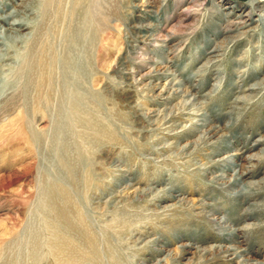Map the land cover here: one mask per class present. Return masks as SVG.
<instances>
[{"label":"rangeland","instance_id":"obj_1","mask_svg":"<svg viewBox=\"0 0 264 264\" xmlns=\"http://www.w3.org/2000/svg\"><path fill=\"white\" fill-rule=\"evenodd\" d=\"M253 1L258 19L264 0H0L40 13L3 63L26 107L0 119V264H264V189L233 183L264 185V91H244L264 25L234 26Z\"/></svg>","mask_w":264,"mask_h":264},{"label":"bare ground","instance_id":"obj_2","mask_svg":"<svg viewBox=\"0 0 264 264\" xmlns=\"http://www.w3.org/2000/svg\"><path fill=\"white\" fill-rule=\"evenodd\" d=\"M44 1L45 0H30V2H34L35 4L36 3L37 4H43ZM256 9H258V5L256 6L254 1L250 5L239 7L240 14L237 16V20L235 21L234 26H242L243 28H245L247 26H250L251 23H259L261 25H264V15H259L258 19H254L252 14ZM261 9L264 10V8H261ZM38 11L39 10L32 9V7L31 8L26 7L22 10L16 9L13 13H9L8 15L0 16V21H2V23L10 20L11 18L19 17L20 15L22 16V17L20 16L21 18L19 20H15V21L11 22L10 27L5 29V31H3V33L0 34V39H1L0 45L2 47L0 49V119L2 116L4 117V115H6V117L8 118L10 116V114L12 115L14 113V111L15 112L17 111L15 109H22V108L26 107L23 105V102L25 100L24 97H23V99H21V96L17 97L15 95V97H14L13 95L12 96L9 95V91L14 89V88H17V86H19V85L17 84V82L11 81L8 79V76L6 75V73H7L6 71H8V70H5V67H9V66L8 65L3 66V63H5L7 61L16 62V64L18 63L17 61H15L16 60V57H14L15 55L13 57L11 56V54H14V50L10 47V43H13V44L14 43H20V42L23 43L25 40H31V38H34V36H32L29 39V36H31L37 29L38 23H37L35 18L40 17V13ZM243 16H246V18L242 19ZM240 40H242V38L241 39L240 38L235 39L234 41L236 42V41H240ZM234 41L231 40L230 42L235 43ZM215 52H218V50L215 49L213 53H215ZM18 64H20V61ZM47 74L51 77L55 73L54 72L53 73L47 72ZM9 75H10V72H9ZM174 81H176L175 86L176 87L178 86L177 89H175V90H177V93L183 94V91L181 90V87H182L181 82L177 81L176 79H173L171 81V83H173ZM13 91H15V90H13ZM244 91H251V93H254L256 95L262 94L261 92L264 91V81L262 83L254 84ZM174 94H176V93H174ZM189 103L188 104L186 103V106H188L187 109H191L192 107H194V103H192V104L191 103L189 104ZM191 111L192 110H190V112ZM25 112H26L25 110H19V113L17 114L18 116H17V119H16L14 126L17 128V130H19L18 134L24 135L27 137V139H29L30 136H29L28 128H30V127L27 123V115ZM190 112H187V113L191 114ZM197 113H195L193 111V114H192V115L196 116V119H197V121L193 122V123L198 124V125H196V128H198V127H201V128L209 127L208 120H206L205 116H197ZM1 121H0V126H3L2 128H6V126L4 127L3 122H1ZM199 123H201V124H199ZM194 126L195 125H193L192 128ZM174 127H176V125H174ZM174 129L175 128H172L171 131ZM185 129H187V128H185ZM219 132H220L219 127L210 126V128L205 133H203L202 138L204 140V145H206V147L209 146L210 144L208 141H210L213 136L218 135ZM184 133H185V131L184 132L181 131L178 133H174L172 135L176 136V138H181L184 136L183 135ZM15 140H16V138H15ZM216 142L218 143V141H216ZM28 143H30L31 146L34 147L37 144V141L35 139L31 138L30 142H28ZM258 143H264V140H259ZM221 148H222L221 143H218V145L215 144L212 148L213 150H212L210 155L211 156H218V154L221 153L220 152ZM239 156H240V154L229 156L227 158H224L223 160H219V162L220 161L221 162H224V161L229 162L230 158H232L231 160H233V158H238ZM255 157H258V156H255ZM255 157H251L250 160H254ZM256 159H257V161L261 160V157L256 158ZM253 175L254 174L252 171H247V172H244L243 174H237L236 179H234V181H233L234 185L244 184L242 190H240V192L238 193L239 197L249 199L252 196L250 193L258 192V191L264 189V185L260 182L259 183H253V182L247 183V179L249 177L250 178L253 177ZM223 177L224 176H220V178H223ZM210 250H212V249H210ZM231 251L236 252V249H231L230 251H226V254L229 256ZM237 254L238 253H236L235 255H237Z\"/></svg>","mask_w":264,"mask_h":264}]
</instances>
